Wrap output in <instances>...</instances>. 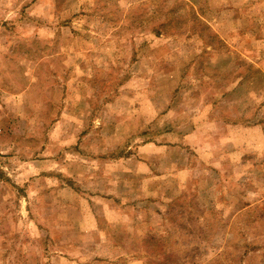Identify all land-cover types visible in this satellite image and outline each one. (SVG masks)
<instances>
[{
	"label": "rangeland",
	"instance_id": "374dc122",
	"mask_svg": "<svg viewBox=\"0 0 264 264\" xmlns=\"http://www.w3.org/2000/svg\"><path fill=\"white\" fill-rule=\"evenodd\" d=\"M0 264H264V0H0Z\"/></svg>",
	"mask_w": 264,
	"mask_h": 264
}]
</instances>
